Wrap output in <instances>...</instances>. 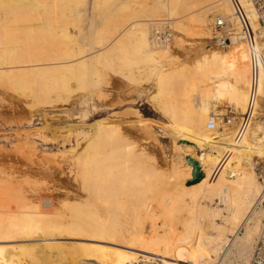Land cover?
Listing matches in <instances>:
<instances>
[{"label":"bare ground","instance_id":"obj_1","mask_svg":"<svg viewBox=\"0 0 264 264\" xmlns=\"http://www.w3.org/2000/svg\"><path fill=\"white\" fill-rule=\"evenodd\" d=\"M86 2L0 0V84L32 98L33 109L53 108L77 92L89 100L106 83L107 71L138 87L153 85L150 102L177 128L176 139L191 143L184 159L198 161L204 177L184 186L192 178L188 162L184 170L174 167L168 176L127 139L119 125L99 121L80 132L86 143L70 169L86 194L85 201L64 200L57 209L54 202L46 206L31 202V197L27 200L8 183L0 187V264H54L67 245L54 242L62 238L101 243L72 246L69 242L70 253L76 256L69 254L72 260L86 264H139L141 257L156 264H219L233 250L248 262L263 217L257 208L262 182L254 165L242 157V144L231 141L230 126L236 117L231 124L218 122L213 130L208 125L213 114L220 121L229 115L228 108L245 114L250 102V50L232 4L229 0H93V20L97 18L100 25L96 28L92 22L83 35L79 11ZM239 3L255 28L252 4ZM212 12L231 23L230 43L205 49L192 70L178 62L173 46L154 44L152 23L157 20L171 24L175 40L179 35L221 39L210 28ZM259 49L264 55V42ZM262 98L264 68L258 77L256 120L257 101ZM204 148L210 150L207 156L205 152L199 158L189 156ZM255 157L263 160L264 151H256ZM173 183L178 185L175 191ZM32 241L41 243L29 245Z\"/></svg>","mask_w":264,"mask_h":264},{"label":"rangeland","instance_id":"obj_2","mask_svg":"<svg viewBox=\"0 0 264 264\" xmlns=\"http://www.w3.org/2000/svg\"><path fill=\"white\" fill-rule=\"evenodd\" d=\"M92 1L93 0H87L86 4L82 6L79 11L82 16L83 35L88 32V28H90L92 22H94L93 24L96 28L100 25V21L97 18H95V21L93 20V11L91 9ZM217 16L223 15L212 12L209 14L208 22L212 21L210 23H213ZM210 28L213 33L214 31L216 32L212 24H210ZM218 34L219 33L216 32V35ZM81 35L82 33L79 35V38ZM179 36L180 39L178 40L173 38L170 46H173L174 55L177 57L176 59L178 62L182 65H186L190 70H192L194 61H196L198 55L205 49L209 50L211 48L214 50L221 48L217 42L220 38L208 40V38L198 39L190 38L186 35ZM211 40L212 42H210ZM105 78L107 84L105 83L101 89L93 92L89 100L88 96H84L77 92L70 99L72 101L58 102L53 108L45 107V109L30 108L29 104L32 102V98L27 99L19 96L15 92H12L5 84H0V187L8 183L19 193L21 191L24 197L28 196L29 198L26 197V199L28 198L27 200L31 197V202L46 206L54 202L53 204L56 203L55 205L59 206H55L57 209L61 208L60 206L66 200L79 201L81 199V202L85 201L86 194L79 188L78 181H75L76 176L74 174L71 175L70 169L72 168L71 165L75 155L82 150L86 143L80 140V132L91 130L92 126L99 121H108L119 125L132 144L135 143V145H138V148L143 149L146 157L150 156V159L155 162L157 161L156 163L158 164L157 166L160 172L170 176L173 173L174 167L184 170L182 168L188 165L186 161L187 156L184 159V150L186 151V147L191 143L187 145L182 142L189 141L185 139L177 140V137H175L177 128L174 127L167 116L155 109L154 104L150 102L149 96L154 90L153 85L147 87L146 85L148 84L143 83L144 85H141L143 88L141 86L138 87L118 73L112 71H107ZM242 86L244 87V85ZM246 90H248V88H246ZM96 93H102V98L98 99ZM257 103V107L261 108H257L260 113L258 117L259 120L257 121L256 118H253L254 120L251 126L247 128L244 133L245 135H242L238 139V123L235 121L230 129L232 142L244 143L247 145L248 150H245L242 144L241 155L245 153L244 150L247 152L251 151L252 154H255L256 151H264V141L262 140L264 136V124H258L259 122H264V99H259ZM48 108L50 110H48ZM231 112L234 113L233 116L235 117L240 116V114L232 108L225 110V114H230ZM254 125H256L255 127L257 129L253 135V145L248 131H250V128ZM76 139H79L81 144L78 145ZM177 144H179L183 150L179 149L178 146H176ZM209 151L208 148H204L200 151L194 149L191 153L192 155L189 156L199 158L200 155H202L201 152H205L207 156ZM225 151L226 147L222 149V152ZM245 155L247 156V153ZM250 157L251 156H249V159ZM255 160V165L258 164V166H256V173L259 176L257 169L264 167V159L255 158ZM187 181L184 182V186H186ZM176 185V183H173V186H171L173 191L177 188ZM47 196L49 200L44 199L47 198ZM216 205L217 204H215V206ZM258 211L261 212V210ZM182 216L185 218L186 213ZM217 222L219 224L223 223L220 220ZM178 227H181L180 224ZM146 232L149 234L150 230L147 228ZM54 242L67 243L66 247L64 246L66 250L63 247L59 251L63 253V256L59 258L61 260L56 259L55 261L52 258L56 264H66V262L67 264H86L80 259L77 261L76 259L74 261L72 260V258L76 256H74V253H72L73 255L70 253L73 251L71 247L74 246V243L76 245L101 244L73 238L57 239ZM69 242L72 243V246ZM33 243L40 244L41 242H28L29 245H33ZM68 243L70 246H68ZM1 244L10 245V243ZM104 245L113 246L105 243ZM238 257L239 255H236L235 250L228 251V255L224 256L219 264L224 262L225 264H232L238 261L244 262ZM62 261H64V263ZM46 263L51 264L52 261L51 263L46 261L45 264ZM145 263L156 264V262L154 263L152 260H149L147 263V260L141 257L139 264Z\"/></svg>","mask_w":264,"mask_h":264},{"label":"built area","instance_id":"obj_3","mask_svg":"<svg viewBox=\"0 0 264 264\" xmlns=\"http://www.w3.org/2000/svg\"><path fill=\"white\" fill-rule=\"evenodd\" d=\"M233 7L235 19L238 21L243 38L247 42L250 50L251 64V87H250V102L245 114L238 118L237 137L238 139L246 132L247 128L253 121V112L255 109V101L257 98V85L259 71L264 68V55L259 49L260 42H264V0H248L256 14V27L254 28L250 17L242 9L239 0H229ZM213 26L221 35V38H229L232 35V26L223 16H217L213 21ZM173 30L170 23L166 20H157L152 23V40L156 46L168 47L173 41ZM234 113L225 115L220 121L219 116L213 114L209 120V129L213 130L218 122L222 124H231ZM259 178L262 182V196L257 204V208L262 211L263 217L261 227L256 241L253 245L251 256L248 262H234L232 264H264V167L257 169ZM219 203L220 200L218 199ZM190 264V263H188ZM221 264H225L221 263Z\"/></svg>","mask_w":264,"mask_h":264},{"label":"water","instance_id":"obj_4","mask_svg":"<svg viewBox=\"0 0 264 264\" xmlns=\"http://www.w3.org/2000/svg\"><path fill=\"white\" fill-rule=\"evenodd\" d=\"M217 42L221 45H228L230 43V38H221ZM187 162L193 167V172L192 178L187 181L186 186L195 185L203 179L204 173L202 172L198 161L188 157Z\"/></svg>","mask_w":264,"mask_h":264},{"label":"crops","instance_id":"obj_5","mask_svg":"<svg viewBox=\"0 0 264 264\" xmlns=\"http://www.w3.org/2000/svg\"><path fill=\"white\" fill-rule=\"evenodd\" d=\"M238 117H236V118H234V121L235 122H237L238 123ZM254 120V119H253ZM258 121V120H257ZM260 123H263L264 124V122L262 121V122H259L258 124H260ZM257 124V125H258ZM232 126H233V124L230 126L231 128H232ZM251 126V125H250ZM256 125H254V126H252L251 128H250V131H248V134H250V140L253 142L252 144L254 145V141H253V135H254V133H255V131H256V127H255ZM243 135H245V134H243ZM243 144V148H245V150H248V148H247V145L246 144H244V143H242ZM244 150V152L245 153H243V155H242V157L244 158H246L247 160L245 161L246 162V164H253L254 165V167H255V172H256V166H258V164H256L255 165V162H256V160H255V154H252L251 153V151H249V152H247V151H245ZM247 153V156L245 155ZM249 156H251L250 157V159H249ZM244 158V159H245ZM257 174V173H256ZM258 175V174H257ZM259 177V176H258Z\"/></svg>","mask_w":264,"mask_h":264}]
</instances>
